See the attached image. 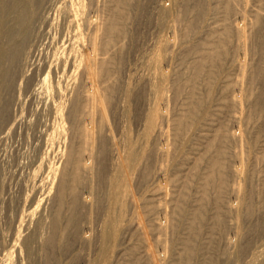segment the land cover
Here are the masks:
<instances>
[{"label":"bare ground","instance_id":"1","mask_svg":"<svg viewBox=\"0 0 264 264\" xmlns=\"http://www.w3.org/2000/svg\"><path fill=\"white\" fill-rule=\"evenodd\" d=\"M132 1L0 0V167L17 188L0 211V264H32L33 245L49 250L59 234L74 237L83 209L88 217L93 207L86 195L95 172L106 187L103 211L94 255L81 264L123 256L148 264L147 231L168 264H219L223 236L238 240L248 230L253 237L237 244L232 264L264 257V0H217L210 29L193 45L208 0H183L193 6L180 13V0H153L157 24L132 52L138 91L141 82L148 88L133 146L124 117L137 93L131 79L118 93L112 86L131 52L120 45ZM50 29L67 37L51 57L42 54ZM17 139L26 152L6 157V142Z\"/></svg>","mask_w":264,"mask_h":264},{"label":"rangeland","instance_id":"2","mask_svg":"<svg viewBox=\"0 0 264 264\" xmlns=\"http://www.w3.org/2000/svg\"><path fill=\"white\" fill-rule=\"evenodd\" d=\"M193 1H191L190 3H188V6L182 7L181 5H182L183 0H180L179 6H178L179 7L178 8L179 9V13L182 12V11H184L185 8L192 9ZM216 1L217 0H208V5H210V10L211 11L208 14V17H206V20L204 21V25L202 24V27L198 29V33L196 34V36L199 38V41L197 43H190V45L198 44L202 40L205 30L210 29V23L212 22L211 16L214 15V13H212V12H214V10H215V8L213 7V4ZM153 2H154L153 0L152 1H149V0H133L132 1V9H131V12L129 14L130 17L127 19V21H126L127 23L125 25V26H127L126 27L127 34H126V37H124V39H122L123 40V43H122V41L120 42V44L122 43L120 46H122L124 49L130 47V51L131 52L128 55V59L125 58L126 60L123 62V64L121 65V67L119 69H116L117 70V74L112 77V79H113L112 86H113V92L114 93H118L119 92V89L121 88L120 87L121 86V82L125 81V78H126V79H131L130 92L133 93V94H135V93L138 94V95L137 94L135 95V98L132 96L133 99H132V101L130 103H128V105L126 107V110H125V117H124V120L126 122L125 123V125H126V129H125L126 138L128 140L129 139L130 140L132 139L131 146H133V143H134L133 140L135 139V136H134V134H135L134 123L141 117V113H142V107H140V106H141V104H142V102L144 100H147L148 99V96H147L148 95V88L147 87H144V85H143L144 83L143 82H141L140 89L138 91V83L135 82V79L138 76L137 73H136L135 65L138 64V61L137 62H134V57H132V52L135 49H137V48L138 49L141 48V45L143 43H145L144 41H146L147 39H149L151 37L152 31H153V29L155 28V26L157 24L156 18H154L155 17V11L152 8L153 5H154ZM186 3H187V1H186ZM92 7H94V6L92 5ZM211 7H213V8H211ZM177 26L178 25L176 24V29L179 27V26L178 27ZM55 30L56 29H50V31H48L49 33H47V35L48 34L49 35L46 36V40H47V42L49 41V43H50V44L48 43V46L49 47H43L42 48V50H43L42 51V54L43 53L44 54H47L48 53L47 55H49L50 57H51V53L55 49H57V47H58V49H60V46H62V44L64 43V41L67 39V37H64L65 35H62V34L59 35L58 32H57V30L56 31ZM211 30H214V29H211ZM164 34H166V33L164 32ZM166 36H170V34H168ZM188 45L189 44H187L186 46H188ZM129 59L132 60V61L131 62H128ZM139 62L144 63V60H139ZM133 64H134V67H133ZM140 68H142V72H143V67L140 66ZM189 71H190V68L188 67V69L186 70V72L188 73ZM142 77H143V74H142ZM123 87L125 89V86L124 85H123ZM122 90H123V88H122ZM153 98H154V96H152V99ZM26 103H27V101L24 103V106L22 107V110L25 109V107L27 105ZM262 119H263V113H262L261 117L258 118V123H261L262 122L261 121ZM113 123L115 125H113L110 128L112 130L111 132H114V128L117 125L118 120L117 121L115 120ZM7 142H6V145L4 147L5 149H7L4 152L6 157L12 156L13 153L18 154V155H20V154L22 155L24 152H26V147L23 144H19V143H21V141L19 139L15 140L14 143H12L10 141H7ZM23 147H25V148H23ZM108 147L109 148L111 147V149L114 150V154H115V152L117 150V145L115 144V142L112 141L111 146H108ZM6 153H8V154H6ZM9 154H10V156H9ZM50 156L51 155L49 154L48 159L51 158ZM259 158H260V156H259ZM257 161H258L257 162L258 165L256 167H258L262 163V162H259V160H257ZM141 162H143V161L141 160L140 163ZM141 164H143V163H141ZM1 165L2 166L0 167V173H2V175L5 176V178L2 177V179L0 180V187H1L0 188V197H1L0 198V211H2L1 209H3V207H4L3 205H6V200H8L7 199V196H9L10 194L11 195L14 194L16 192L15 190L17 189L12 183H9V185L7 186V182L8 181H6V180H7V176H8V172H7L8 171V168L6 167L7 165L5 163H1ZM259 167L257 168L258 171H259ZM138 176H140V171L138 173ZM3 178H4L5 181L3 180ZM135 181H136V175L133 176V178H132V180H131L130 183L132 184ZM5 190H6L7 193L5 192ZM83 191H87V190L84 189ZM105 191H106V187L105 186H98L97 172H95L93 174V179H92V185H91L90 193H89V195L88 194L86 195V196H88L90 198V201L92 200V202H93V205H92L93 207L91 209L90 216L87 217L88 211H87V208H84L83 209V212L80 215V219L82 221H85V222L79 228H77V232L74 233V237H73V234L72 233L71 234L61 233V235L59 234V236H60V245L59 246H57L54 243V245L51 244L49 246V250H47L46 245L45 246H42V247H39V246H36L35 247L33 245L32 250H31V257H32V260H33L32 264H81L84 261L85 258L86 259L87 258H90L91 259L93 257V255H94V251H95V243H94V240L97 237V234H96L97 233V230H99L98 229V225H99L98 222H100L99 212L103 211L102 199L105 196ZM2 194H3V196H2ZM5 198H6V200H5ZM130 202H131V200H130V194H129L127 196V200H126V203H125L126 210H125L124 214L122 215V220H124V225H125L126 221L129 220V217L131 215V212L128 210V208L130 207L129 204H131ZM50 205H51V202H49L47 204V207L45 208L44 214L46 213V215H47L49 213V208L51 207ZM48 206H49V208H48ZM97 207H98V209L99 208H101V209L98 211L97 210ZM94 208H96V209H94ZM96 211H98V212H96ZM208 211L213 212V208H211V205L208 206ZM210 212H208V214ZM209 215H208V217H210ZM86 217H87L88 220H86ZM228 218H226V220ZM208 219L209 218H206L207 221H208ZM226 220H225V223H227V221H228V220L227 221ZM96 223H97V225H96ZM147 223L149 224V222H147ZM86 224H88V225L90 224L89 225L90 226L89 228H90V230H92V233H91L90 236H89V232L85 228V225ZM46 225L44 226V229H45V227L47 228V229H45L43 231L44 235L46 233L48 234V232H49L48 223H46ZM46 230H47V232H46ZM182 231L184 233V230H182ZM182 231L180 230L177 234L179 236H181V235L183 236L184 234H182ZM82 234H85V235L82 236ZM226 234H225V236L228 239L229 238L231 239V240L229 239L230 244H228V243L226 244L227 238L225 236H223V238H222L223 240L221 239L222 242L219 241V243H220V246L222 245L221 247H224V249L227 250L226 252L229 251L230 254H228V253L225 252V254L222 255L221 258H219V260H218L219 261V264H225V261L226 262H229L228 264H232L233 260H235V257H234L235 254H233V253L236 252V250H237L236 249L237 246H238L237 244H239L240 242H243L244 241L243 238H248V237L251 236V234L253 235V233L250 232L249 230L247 232L246 231H243L241 233V235L237 238L238 240H236V239H233L232 234H230V233L227 234V235ZM244 234H246V235H244ZM49 235H50V233L48 234V236ZM127 235L130 238L131 242L133 243L135 241V238L137 237V231H133L131 234H127ZM147 235H146V239L148 240V243H146L147 242L146 241L145 242L146 244H144V246L148 244L147 245V248L145 246V248H146L145 249V252L146 253H150L148 255V258H147V260L149 262L148 264H155V263L156 264H159L160 262H158V260H160L161 258H163L164 255H166V258H165L166 260H164V259H161V260H163L162 261L163 263L165 262L164 264H168V260H169V257L168 256H170L169 250H167L168 251V254H169V255H167V253L166 254L162 253V251H161L162 249L161 248H158V250H157V248L155 249L153 247L152 236H150V234H148V231H147ZM84 236L85 237L88 236L86 241H85ZM202 237L203 238H202L201 242L203 243V245H205L206 242L208 241L207 240L208 239V235H207V232L206 231H204ZM251 237H253V236H251ZM66 240L68 242H65ZM233 240L234 241H237V242H234ZM232 242H234L235 244L232 243ZM223 243H224V245H223ZM225 244L227 245L226 248H225V246H226ZM231 244H233L234 246L231 245ZM167 247H170V244L169 243H168ZM231 247H232V251H230L231 250L230 249ZM178 248L180 249V246H178ZM234 249H235V251H234ZM155 252H158V254L155 253ZM150 255L153 256V257H150ZM156 256H158L157 258H159V257L160 258L159 259H156ZM228 256H229V258H228ZM153 258H155V259H153ZM263 258H259V259L257 258L259 261L256 260L257 261L256 264H262L261 261L264 262ZM227 259L230 260V261H227ZM243 259H245V260L244 261H241L242 259L239 260L241 264H244L245 261H248L249 260V259H247V257H244ZM150 261H153V262L151 263ZM240 263H237V264H240ZM117 264H127V262L125 261V256L121 257L119 259V261H118ZM169 264H170V262H169Z\"/></svg>","mask_w":264,"mask_h":264}]
</instances>
